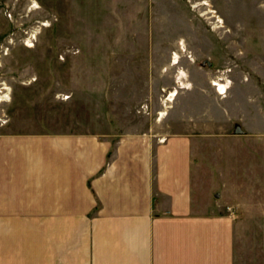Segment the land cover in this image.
<instances>
[{"label": "crops", "instance_id": "0c3cea01", "mask_svg": "<svg viewBox=\"0 0 264 264\" xmlns=\"http://www.w3.org/2000/svg\"><path fill=\"white\" fill-rule=\"evenodd\" d=\"M248 52L264 63V43ZM140 65L149 81L150 60ZM228 77L222 99L216 90L206 109L173 107L149 128L118 121L135 116L132 106L99 110L95 124L73 125L70 111L55 124L8 116L0 264H234L238 229L264 235V92L243 93L247 83ZM47 93L70 110L69 98ZM247 210L261 215L255 226Z\"/></svg>", "mask_w": 264, "mask_h": 264}, {"label": "rangeland", "instance_id": "374dc122", "mask_svg": "<svg viewBox=\"0 0 264 264\" xmlns=\"http://www.w3.org/2000/svg\"><path fill=\"white\" fill-rule=\"evenodd\" d=\"M262 33L264 0H0V94L9 97L0 101V126L8 116L21 124L63 123L69 111L73 125L95 124L99 110L132 106L135 116L118 121L149 128L162 110L206 109L217 93L213 82L226 83L230 75L255 97L260 87L264 92V63L245 48L261 49ZM147 60L149 81L139 73ZM47 91L69 98L70 110L62 112ZM247 122H256L252 109ZM244 214L252 226L261 217ZM239 230L234 240L242 252L234 264H264L256 244L264 235L251 226Z\"/></svg>", "mask_w": 264, "mask_h": 264}, {"label": "bare ground", "instance_id": "6f19581e", "mask_svg": "<svg viewBox=\"0 0 264 264\" xmlns=\"http://www.w3.org/2000/svg\"><path fill=\"white\" fill-rule=\"evenodd\" d=\"M46 24V23H45ZM43 25V24H42ZM31 37L30 38H32L33 37V35H30ZM28 43V42H27ZM178 59H179V55L177 54V53H174L173 54V57H172V62L173 63H177L178 62ZM179 81H181L180 83H183V81H184V79H185V76H186V74H185V72L183 71V70H180V72H179ZM229 82V81H228ZM214 85H218V87H219V93H224V92H226V89H227V87L229 86L228 85V83H221L220 81H217V82H215V83H213ZM181 85V84H180ZM188 87V84H185V87ZM177 89L176 88H174V89H172L170 92H169V96L166 98V101H171L172 99H174V96L177 94ZM0 93H2L1 91H0ZM7 98H9L8 97V92L7 93H4V94H0V101L1 100H3V99H7ZM166 112L164 111V110H162V111H160V116H163L164 114H165Z\"/></svg>", "mask_w": 264, "mask_h": 264}, {"label": "built area", "instance_id": "2783aa9c", "mask_svg": "<svg viewBox=\"0 0 264 264\" xmlns=\"http://www.w3.org/2000/svg\"><path fill=\"white\" fill-rule=\"evenodd\" d=\"M213 83H215V82H213ZM215 88H216L217 91L219 90L218 85H215ZM218 92H219V91H218ZM220 94H223V93H220ZM5 121H6V119H2V120H1V122H3V123H4Z\"/></svg>", "mask_w": 264, "mask_h": 264}]
</instances>
